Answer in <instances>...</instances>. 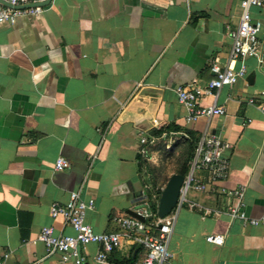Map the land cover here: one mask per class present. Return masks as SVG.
Segmentation results:
<instances>
[{
  "label": "crops",
  "instance_id": "obj_1",
  "mask_svg": "<svg viewBox=\"0 0 264 264\" xmlns=\"http://www.w3.org/2000/svg\"><path fill=\"white\" fill-rule=\"evenodd\" d=\"M47 1L29 4L42 8L39 16L0 26L2 264H74L48 256L38 241L44 227L74 234L50 214L72 192L94 200L87 222L99 233L116 231V219L151 201L158 208L161 196L144 181L140 156L164 139H176L182 151L188 132L198 142L208 133L229 144L230 171L210 191H187L169 242L174 264H264V224L233 219L236 200L216 191L244 187L248 215H264V114L248 102L264 103V66L247 60V86L238 82L199 100L201 107H224V116L188 123L189 110L176 96L178 86L209 82L214 63L240 67L229 59L240 0ZM252 18L264 33V4ZM165 127L176 131L154 135ZM142 133L154 139L144 148ZM59 158L67 169L56 170ZM195 177L205 181L207 173ZM209 235H223V245L207 242ZM98 251L89 245L83 264H138L146 256L125 246L99 263Z\"/></svg>",
  "mask_w": 264,
  "mask_h": 264
},
{
  "label": "built area",
  "instance_id": "obj_2",
  "mask_svg": "<svg viewBox=\"0 0 264 264\" xmlns=\"http://www.w3.org/2000/svg\"><path fill=\"white\" fill-rule=\"evenodd\" d=\"M9 6L0 4V26H13L23 16H39L41 7H27L33 0H6ZM264 0H240L241 16L237 28L230 30L232 48L230 62H240L238 69L231 66L222 68L217 63L211 67L213 78L203 84L194 80L187 85L176 88L179 103L189 110L188 123H196L201 118L211 119L215 116L226 115V109L213 104L210 107L199 106V100L204 96H215L225 86H234L238 82L248 85V71L246 61L253 59L264 66V33L263 24L252 18V9L260 7ZM249 104L255 105L264 114V103H257L251 97ZM158 125V121H154ZM154 139L147 133H142L140 143L142 148L153 143ZM230 145L213 135L205 133L197 144L194 157L190 162V170L181 188L176 208L165 218L156 217L148 204L136 210L144 220L135 217L116 219L117 230L112 232H96L87 222V214L96 208L94 200L85 201L80 192H72L66 203H53L50 207L52 218H61L74 231L73 235H56L52 227H44L38 237L47 251V255L60 254L63 263L73 262L83 264L86 261V252L91 244L99 247L95 259L99 263H107L108 255L125 246H139L146 251V256L138 264H174V255L169 250V242L176 223V210L188 202L187 191L190 188L196 191H210L225 181L229 176L230 162L225 155ZM69 167V162L59 158L56 170L63 171ZM197 171L207 173L205 181L196 180ZM218 194L236 200V204L229 208V215L251 226L264 224V215L260 218L250 217L244 199L245 188H216ZM197 205L190 203L189 208ZM206 214H210L207 210ZM215 215L219 212L215 211ZM206 241L218 246L223 245V235H209ZM0 264L2 258L0 257Z\"/></svg>",
  "mask_w": 264,
  "mask_h": 264
},
{
  "label": "rangeland",
  "instance_id": "obj_3",
  "mask_svg": "<svg viewBox=\"0 0 264 264\" xmlns=\"http://www.w3.org/2000/svg\"><path fill=\"white\" fill-rule=\"evenodd\" d=\"M148 149L150 155L144 157L142 176L149 189L156 193L176 174V161L181 149L176 148V139L161 140Z\"/></svg>",
  "mask_w": 264,
  "mask_h": 264
},
{
  "label": "water",
  "instance_id": "obj_4",
  "mask_svg": "<svg viewBox=\"0 0 264 264\" xmlns=\"http://www.w3.org/2000/svg\"><path fill=\"white\" fill-rule=\"evenodd\" d=\"M50 1L51 0L47 2L49 3ZM0 4L9 6V4L6 1H0ZM31 6L32 5H27V7H31ZM184 180H185L184 175L176 173V174H173L168 180V182L166 183V186L164 187L162 191L159 204H158V208H157V213L160 218L167 217L176 208ZM130 215L137 219L144 220L142 217H140L137 214V212L131 211Z\"/></svg>",
  "mask_w": 264,
  "mask_h": 264
},
{
  "label": "trees",
  "instance_id": "obj_5",
  "mask_svg": "<svg viewBox=\"0 0 264 264\" xmlns=\"http://www.w3.org/2000/svg\"><path fill=\"white\" fill-rule=\"evenodd\" d=\"M170 131H176V129L171 128V127H165L160 129L159 131L154 132V135L156 137H161L164 133H169ZM188 138L183 140L184 148L182 151L178 154L177 161H176V166L177 174H181L186 176L189 172L190 168V161L194 157V153L198 144V137L193 133V132H188L187 133ZM143 162L144 158L140 156V167L143 169ZM165 184V183H164ZM158 197L161 196L162 194V189H159L158 192ZM151 192H149V197L151 199ZM151 201V200H150ZM151 210L153 211L154 214H156L157 211V204L151 201Z\"/></svg>",
  "mask_w": 264,
  "mask_h": 264
}]
</instances>
